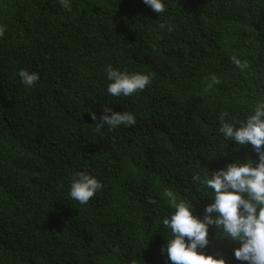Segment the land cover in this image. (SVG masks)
I'll return each mask as SVG.
<instances>
[{
	"label": "trees",
	"instance_id": "obj_1",
	"mask_svg": "<svg viewBox=\"0 0 264 264\" xmlns=\"http://www.w3.org/2000/svg\"><path fill=\"white\" fill-rule=\"evenodd\" d=\"M69 3L0 0V264H172L164 193L202 217L213 201L192 176L258 159L218 127L264 99V0H166L160 14L143 0ZM109 66L151 82L110 96ZM20 69L39 74L33 87ZM105 105L136 124L97 130ZM81 171L102 183L86 204L68 195ZM219 232L200 251L248 264Z\"/></svg>",
	"mask_w": 264,
	"mask_h": 264
},
{
	"label": "clouds",
	"instance_id": "obj_2",
	"mask_svg": "<svg viewBox=\"0 0 264 264\" xmlns=\"http://www.w3.org/2000/svg\"><path fill=\"white\" fill-rule=\"evenodd\" d=\"M143 3L159 14L166 9V0H143ZM61 4L70 7L69 0H61ZM231 61L241 71L248 68V62L237 56H232ZM106 74L109 81L107 93L113 97H127L143 91L151 82L150 73H129L111 66ZM18 75L26 88L33 87L39 80L37 72L27 69H20ZM208 80V89L219 83L215 74H210ZM225 116L227 113L220 115L218 132L227 141L250 144L258 159L230 163L210 175L192 176V181L199 183L213 201L205 206L202 217L195 214L191 201L177 198L170 190L164 193L173 209L171 215L162 220L163 226L170 230L166 252L172 264H227L222 257L200 251L209 243L208 233L212 225L220 230V236L239 242L240 246L234 249L237 260L264 264V99L258 100L251 114L239 124L225 119ZM92 117L95 120L96 114L93 113ZM135 124L136 117L132 112L113 111L105 105L97 130L105 126L111 130ZM101 187V181L94 175L81 171L71 180L68 195L72 200L86 204Z\"/></svg>",
	"mask_w": 264,
	"mask_h": 264
}]
</instances>
